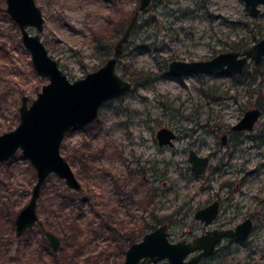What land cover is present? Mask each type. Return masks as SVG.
I'll list each match as a JSON object with an SVG mask.
<instances>
[{
  "label": "rangeland",
  "instance_id": "374dc122",
  "mask_svg": "<svg viewBox=\"0 0 264 264\" xmlns=\"http://www.w3.org/2000/svg\"><path fill=\"white\" fill-rule=\"evenodd\" d=\"M33 1L43 20L40 41L68 81L96 71L119 53L123 58L116 59L115 71L131 89L104 104L93 124L65 133L59 154L80 188L71 191L47 176L36 201L42 229L35 225L15 236L12 222L27 203L35 174L19 152L0 163V264H121L124 237L130 233L139 241L152 215L166 217L170 241H190L206 229L194 213L216 199L223 203L208 228L252 216L254 229L244 243L222 241L199 264H264L263 77L252 61L240 78L167 75L173 60H208L225 43L249 36L253 27L264 33V6L257 19L247 16V21L242 0H152L122 42L138 0ZM4 9L0 0V134L16 126L20 98L29 103L47 83L32 71ZM257 66L264 73V60ZM256 105L261 116L253 129L233 132L231 127ZM160 128L176 133L173 147L157 146ZM224 134L226 146L220 142ZM189 150L212 154L201 175L190 169ZM125 190L128 202L121 199ZM64 196L81 201V207L59 209ZM105 222L120 231L115 237L120 243L107 238ZM66 228L73 232L67 235ZM44 230L57 238L56 250Z\"/></svg>",
  "mask_w": 264,
  "mask_h": 264
},
{
  "label": "water",
  "instance_id": "95a60500",
  "mask_svg": "<svg viewBox=\"0 0 264 264\" xmlns=\"http://www.w3.org/2000/svg\"><path fill=\"white\" fill-rule=\"evenodd\" d=\"M138 1V9L128 21L121 37L122 42L127 41L139 15L147 10L152 0ZM242 1L245 13L256 19L261 13L260 7L264 6V0ZM4 3L5 14L17 27L19 41L29 55L32 71L38 78L47 81L29 103L27 97L20 98L16 126L0 134V163L8 161L19 152L35 174V182L27 203L13 219L14 234L19 237L35 225L42 229L36 214V201L47 176L53 175L71 191H78L80 188L69 165L59 154L65 133L74 127L82 128L93 123L98 117L99 109L108 101L128 93L131 84L122 80L116 73L117 60L114 57L83 78L68 81L40 41L38 34L42 30L43 20L34 1L4 0ZM28 28L33 29L35 33L29 34ZM263 58L264 38L242 52H220L208 60H173L167 66V75L172 79L190 75H241L248 61L257 65ZM260 116V109H249L239 122L232 126V130L250 132ZM156 139L159 146L171 147L176 135L171 129L160 128L156 132ZM187 161L192 172L198 176L202 174L208 158L199 157L191 151ZM217 213L218 205L214 202L195 212L193 217L207 227L215 220ZM252 229V221L247 218L233 229L207 231L190 242H172L167 226L159 225L128 246L121 264H157L162 260H166L167 264H199L204 258L214 254L222 239H234L244 243L248 241ZM43 236L50 248L56 250L57 238L49 231H43Z\"/></svg>",
  "mask_w": 264,
  "mask_h": 264
},
{
  "label": "trees",
  "instance_id": "16d2710c",
  "mask_svg": "<svg viewBox=\"0 0 264 264\" xmlns=\"http://www.w3.org/2000/svg\"><path fill=\"white\" fill-rule=\"evenodd\" d=\"M244 18L248 21L249 20V16L247 14H243ZM248 16V17H247ZM251 19V18H250ZM254 20V19H253ZM255 28L253 27L252 30L249 32L250 35L249 36H245L244 38H236L235 40L233 39L231 42L229 43H225L224 47H222L219 51L221 52H226V51H234V52H242L246 49H248L252 44H254L255 42H257L258 40H260V38L264 37V33H262L261 30H257L258 32L254 31ZM115 58L116 59H121L123 58V54L117 53L115 54ZM254 72L261 74V77H263L264 80V73L260 71L259 67L256 65L254 68ZM263 75V76H262ZM163 76H165V74H163ZM239 78L241 76H238ZM136 84V83H134ZM257 108H261V106H257ZM71 197H61L60 201H59V209H63L66 205L68 207H76L77 209H79L81 207V201L80 202H76L74 199H70ZM122 201H126L128 202L129 199H131V197L127 194H124L122 196ZM15 217V216H14ZM166 217H158L156 215H152L150 218V222L149 223H144V226L141 228V232H143L144 234L148 231H152L154 230L156 227H158L159 225L166 223ZM13 224V222H12ZM42 226V224H41ZM113 224H111L110 222H105V225L103 224L104 229H106L107 232V238L113 240V243H120L118 239H115L116 236L119 235L120 231H117L115 228H112ZM71 227H73L71 225ZM74 230V227H73ZM72 229L66 228V231H69V233L67 235H69L70 233L73 232ZM46 231V230H44ZM117 231V232H116ZM147 232V233H148ZM143 234V235H144ZM133 235L128 233L126 234V236L124 237V240L126 241L127 247L129 245H131L132 243L137 242L134 238H132ZM122 252H125V246L121 248ZM244 264H251L250 262H245Z\"/></svg>",
  "mask_w": 264,
  "mask_h": 264
},
{
  "label": "flooded vegetation",
  "instance_id": "af4514ba",
  "mask_svg": "<svg viewBox=\"0 0 264 264\" xmlns=\"http://www.w3.org/2000/svg\"><path fill=\"white\" fill-rule=\"evenodd\" d=\"M258 18V17H257ZM256 18V19H257ZM263 39V38H262ZM259 41V40H258ZM256 43V42H255ZM234 52V51H233ZM264 60V58L257 64V65H259L262 61ZM249 62V61H248ZM248 64V63H247ZM247 64H246V66H247ZM255 65V64H254ZM238 76V75H237ZM91 124H93V123H91ZM76 128H80V127H76ZM83 128V127H82ZM231 130H232V127H231ZM158 131V130H157ZM233 131V130H232ZM233 132H235V133H240V132H237V131H233ZM242 132V131H241ZM175 135H176V133H175ZM224 137V138H223ZM155 139H156V133H155ZM228 139V137H227V135L226 134H224L223 136H221V138H220V142H221V144L223 145V146H226L227 145V140ZM156 143H157V146L158 147H164V146H159L158 145V142H157V139H156ZM235 146L236 145H229V147H230V149H232V150H236V148H235ZM167 147H169V146H167ZM171 147H173V146H171ZM170 147V148H171ZM191 151H193V150H189L188 151V154H187V159H188V155H189V153L191 152ZM194 152V151H193ZM195 154H196V152H194ZM197 155V154H196ZM197 156H199V155H197ZM199 157H207L208 158V163H209V161H210V159L212 158V154H209V155H207V156H199ZM188 162V161H187ZM208 163H207V165H208ZM190 165V164H189ZM206 165V166H207ZM205 166V167H206ZM204 167V168H205ZM190 169H191V166H190ZM192 171V170H191ZM203 171H204V169H203ZM252 172V171H251ZM77 180V179H76ZM78 182V181H77ZM162 185H164V183H162ZM223 186H225V187H228V185L227 184H224ZM238 186L236 185V188H237ZM125 194H127V191L125 190ZM214 202H216L217 203V205H218V213H217V216H216V218H215V220L214 221H212V223L209 225V226H204L203 225V223H201L202 224V226L204 227V228H206V229H204L199 235H197V236H195V237H193L190 241H192L194 238H196V237H198V236H201V235H203V234H205L207 231H212V230H227V229H233L237 224H235V225H232V224H228V223H222V224H220L218 227H215V228H208V227H210L211 225H213V223L217 220V218H218V215H219V212H220V209H221V205H222V200L221 199H216L215 201H213V202H211V203H209V204H207L205 207H208L209 205H211L212 203H214ZM205 207H203V208H205ZM203 208H200V209H198L197 211H199V210H201V209H203ZM196 211V212H197ZM195 214V213H194ZM194 216V215H193ZM245 219H247V218H245ZM248 219H250L251 221H252V225H253V229H254V218L251 216V217H248ZM244 220V219H243ZM242 220V221H243ZM241 221V222H242ZM240 223V222H239ZM238 223V224H239ZM163 224H165L166 226H167V230H168V225H167V223H163ZM163 224H161V225H163ZM253 229H252V231H253ZM251 234H252V232H251ZM250 234V235H251ZM250 238V237H249ZM46 240V239H45ZM185 241V240H184ZM190 241H186V242H190ZM222 241H227V242H229V243H242V242H236L234 239H222L221 240V242L216 246V248H215V251L217 250V248H218V246L222 243ZM47 242V241H46ZM48 243V242H47ZM49 245V244H48ZM128 248V247H127ZM126 251V250H125ZM124 254H125V252H124ZM208 258V257H207ZM204 259H206V258H204ZM203 259V260H204Z\"/></svg>",
  "mask_w": 264,
  "mask_h": 264
},
{
  "label": "bare ground",
  "instance_id": "6f19581e",
  "mask_svg": "<svg viewBox=\"0 0 264 264\" xmlns=\"http://www.w3.org/2000/svg\"><path fill=\"white\" fill-rule=\"evenodd\" d=\"M108 102H109V101H108ZM108 102H107V103H108ZM105 104H106V103H105Z\"/></svg>",
  "mask_w": 264,
  "mask_h": 264
}]
</instances>
